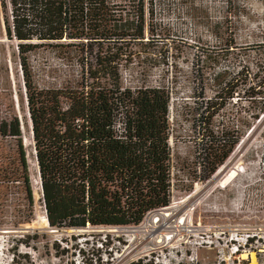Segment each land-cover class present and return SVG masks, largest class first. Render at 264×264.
<instances>
[{
	"label": "rangeland",
	"instance_id": "rangeland-1",
	"mask_svg": "<svg viewBox=\"0 0 264 264\" xmlns=\"http://www.w3.org/2000/svg\"><path fill=\"white\" fill-rule=\"evenodd\" d=\"M2 20L0 5V121L25 112L17 41L7 38ZM149 20L156 40L150 52L158 62L148 71L146 82L171 86L177 105V111L171 105L169 118L174 128L170 204L147 214L134 227L50 231L41 221L45 213L40 190L32 184L38 173L29 130L24 128L21 139L31 204L19 178L16 141L0 136V168L13 171L9 180L0 179V264H85L97 257L99 262L93 264H188L191 258H197L198 264H248L251 255L256 264H264V111L246 126L264 95V0H154ZM29 61L38 83L58 82L59 77L47 75L61 62L53 49L41 47L29 55ZM242 67L249 72L246 84L238 82ZM221 71L225 73L212 81ZM122 73L125 84L141 82L138 76L131 79L128 69ZM230 79L237 84L233 97L224 101L223 94L219 101L224 106L213 125L225 129L236 142L224 163L205 179L199 153L207 139L195 119L217 85ZM249 85L262 94L245 99L243 91ZM204 225L207 248L194 254V235ZM221 227H227L226 236ZM244 228L259 235L257 246L230 254L225 242L234 229ZM104 235L110 242L106 250L101 245ZM243 253L248 257L241 258Z\"/></svg>",
	"mask_w": 264,
	"mask_h": 264
},
{
	"label": "trees",
	"instance_id": "trees-1",
	"mask_svg": "<svg viewBox=\"0 0 264 264\" xmlns=\"http://www.w3.org/2000/svg\"><path fill=\"white\" fill-rule=\"evenodd\" d=\"M153 1L0 0L5 34L17 41L25 108L23 115L0 121V136L16 141L19 178L31 204L21 139L24 128L29 130L41 200L52 229L136 226L170 204L174 128L169 118L171 105L175 111L177 105L171 86L146 82L158 62L150 52L156 41L149 20ZM41 47L53 49L61 61L47 72L59 77L56 83L41 85L34 78L29 55ZM124 69L141 82L125 84ZM224 73L216 72L211 80ZM237 74L239 84H246L245 67ZM232 79L217 85L195 119L207 139L199 153L205 179L224 163L236 142L213 125L224 106L219 101L223 94L224 101L233 97L237 84L232 85ZM253 89H244L245 99L262 94ZM260 98L262 105L251 111L246 126L264 111V95ZM12 175L10 167L0 168V179ZM107 237L101 243L105 250Z\"/></svg>",
	"mask_w": 264,
	"mask_h": 264
},
{
	"label": "built area",
	"instance_id": "built-area-1",
	"mask_svg": "<svg viewBox=\"0 0 264 264\" xmlns=\"http://www.w3.org/2000/svg\"><path fill=\"white\" fill-rule=\"evenodd\" d=\"M198 230L194 235V244L196 245L194 254H197L198 248L205 247L207 248V225L198 226ZM226 228V229H225ZM227 227H221L220 232L224 233L226 236ZM232 231V230H231ZM259 235L250 228L244 229H234L232 233H230L228 241L225 242V246L228 249L230 254H236L240 251H245L247 248L252 249V247H256L259 241ZM217 242V240H216ZM219 242V241H218ZM260 251V249H257ZM226 262V259H223ZM180 261H178L179 263ZM199 260L197 258H191L188 264H198ZM177 263V264H178Z\"/></svg>",
	"mask_w": 264,
	"mask_h": 264
},
{
	"label": "bare ground",
	"instance_id": "bare-ground-1",
	"mask_svg": "<svg viewBox=\"0 0 264 264\" xmlns=\"http://www.w3.org/2000/svg\"><path fill=\"white\" fill-rule=\"evenodd\" d=\"M30 138V137H29ZM24 143L26 144V143H28V140H27V138H24ZM29 143H30V141H29ZM32 184L33 185H37V189L38 190H40V181H39V178H36V180L35 181H33L32 182ZM165 208V207H164ZM163 209V208H162ZM41 221H44L45 223H47V221H46V218L44 217V218H41ZM104 228H106V227H104ZM103 228V229H104ZM115 229V228H114ZM55 229H50V231H54ZM183 231V230H182ZM170 242V241H169ZM246 257H248L247 256V254L246 253H243V254H241V258H246ZM248 264H256V261H255V258H254V255H251L250 256V259H249V263Z\"/></svg>",
	"mask_w": 264,
	"mask_h": 264
},
{
	"label": "water",
	"instance_id": "water-1",
	"mask_svg": "<svg viewBox=\"0 0 264 264\" xmlns=\"http://www.w3.org/2000/svg\"><path fill=\"white\" fill-rule=\"evenodd\" d=\"M40 181V180H39ZM44 207V206H43ZM44 213H45V209H44ZM45 218H46V214H45ZM47 226L49 227V229H52L49 225H48V222H47ZM137 226V225H136ZM128 227H130V226H128ZM134 227V226H133ZM102 228H104V227H102ZM107 228H117V227H107Z\"/></svg>",
	"mask_w": 264,
	"mask_h": 264
}]
</instances>
